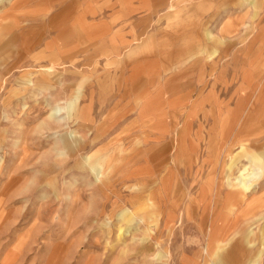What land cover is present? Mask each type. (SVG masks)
Instances as JSON below:
<instances>
[{
	"label": "rangeland",
	"instance_id": "1",
	"mask_svg": "<svg viewBox=\"0 0 264 264\" xmlns=\"http://www.w3.org/2000/svg\"><path fill=\"white\" fill-rule=\"evenodd\" d=\"M0 24V264H264V0H0Z\"/></svg>",
	"mask_w": 264,
	"mask_h": 264
},
{
	"label": "bare ground",
	"instance_id": "2",
	"mask_svg": "<svg viewBox=\"0 0 264 264\" xmlns=\"http://www.w3.org/2000/svg\"><path fill=\"white\" fill-rule=\"evenodd\" d=\"M3 29L4 28L0 24V33L1 32L3 33ZM52 67H54V66H52ZM28 83L30 84L31 82L29 81ZM236 132H237V130H236ZM70 137L74 138L75 136L71 135ZM260 142H261V140H260ZM241 147L243 149L245 147V145H241ZM2 169H3V162H2V166H0V172H1ZM93 169L95 170L96 168L94 167ZM233 170L234 169L231 168V171H233ZM237 171H240V170L238 169ZM236 173H238V172H236ZM236 173H235V175H237ZM106 175L107 174H106L105 170L100 169L98 171V179L97 180L99 181V180H101L104 177L106 178ZM243 177H244V175H243ZM8 181H9L8 182V187L10 185L12 186L14 181H13V178H12L11 175H8ZM251 181H252L251 179L249 180V179L237 178L235 180V182L233 181V183H229L230 192H229V196L227 197L226 206H228V208L231 211V213H234L236 211V209L238 208V206H239V204L241 202V197L244 195V193L248 192L252 188V185H250ZM215 183H217V182H215ZM215 191H216V189H215ZM7 193H8V191L5 190L4 193L0 195V199H1L2 196H4ZM153 194H154V192H153ZM153 194L151 195V197L145 199V208L146 209H145L144 214L140 215L142 220L147 225V227L150 228L149 225L151 224V222L155 223V224H159L160 217L164 216L165 227H167L168 229H173L174 227H176L175 226V224H176V222H175L176 221V216H173L171 214H168V215L163 214V212L160 210L159 204L156 203V201L154 199L155 197H154ZM251 194H253V193H251ZM224 217H226V216L221 215L219 218H224ZM213 227L217 228L218 230L213 228L212 229L213 231L209 234L208 238L206 239L207 249H210L211 253L208 254V252H206V249L204 251L205 255L208 254L209 258H213L217 254V252L219 250H221L224 246H226L229 243L230 240L233 239V238L228 239L223 234L220 235L219 232H218L219 231V225H217L216 223L213 224ZM259 231H261V230H259ZM249 235H256V233L254 231H250ZM250 244L252 245L253 243L251 242ZM261 244L264 246V236L261 237ZM262 256H263V253L259 255V260L262 259Z\"/></svg>",
	"mask_w": 264,
	"mask_h": 264
},
{
	"label": "crops",
	"instance_id": "3",
	"mask_svg": "<svg viewBox=\"0 0 264 264\" xmlns=\"http://www.w3.org/2000/svg\"><path fill=\"white\" fill-rule=\"evenodd\" d=\"M173 1H171L170 3H171V8H174V3H172ZM106 28H107V25H106ZM106 31V36H105V40H104V44H103V46H102V48H100V47H98V46H91V47H93V53L94 52H96V53H98V52H110L111 53V50H108L109 49V43H110V41L112 40V38H110V35L108 34V32H110V31H108L107 29L105 30ZM96 32V34H97V31H95ZM95 32L94 33H92L91 34V41L92 42H95L96 40H98L99 38H97L96 40H95ZM92 44V43H91ZM124 42L122 41L121 43H120V45L119 46H116V47H114V49H113V51L118 55V56H120V54H121V50L123 49V48H125V46H124ZM68 46H70V45H68ZM95 48H96V50H95ZM123 61H124V59H119L118 61H117V63L118 64H122L123 63ZM45 71V70H44ZM43 73H47L46 71L45 72H43ZM53 73V72H52ZM43 84L42 85H45V81H43L42 82ZM222 89H225V91H227V90H232V94H234V96H237V95H239V94H241V90H242V88H237V89H232V88H229V87H224V88H222ZM234 91V92H233ZM212 93L214 94V97H215V101L216 100H220V98H221V96L219 95V97L218 96H216V93H215V91L213 92L212 91ZM243 96V95H242ZM241 96V98H243ZM244 98H246V96L244 97ZM135 102H136V106H138V107H140V115H141V117L143 118V116L142 115H146L147 117H146V119H149L150 120V122H152L153 121V116H154V111H153V108H152V105H144L143 107H142V105H143V97H142V95H140V94H137V97H136V99H135ZM70 105H72V106H76V104L75 103H71ZM221 105V104H220ZM78 107V106H77ZM230 112H232V110H228V112L227 113H230ZM151 117V118H150ZM187 122H191V120L190 121H187ZM189 125V124H188ZM236 212V211H235ZM237 215V214H236ZM234 217H236V216H234ZM238 217L236 218V221L237 222H239L238 220Z\"/></svg>",
	"mask_w": 264,
	"mask_h": 264
}]
</instances>
